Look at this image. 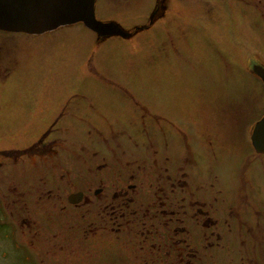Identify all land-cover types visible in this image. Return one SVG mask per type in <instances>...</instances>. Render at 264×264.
<instances>
[{
    "label": "rangeland",
    "instance_id": "374dc122",
    "mask_svg": "<svg viewBox=\"0 0 264 264\" xmlns=\"http://www.w3.org/2000/svg\"><path fill=\"white\" fill-rule=\"evenodd\" d=\"M156 4L157 0L96 1V18L119 25L131 34L129 38L101 37L83 23L39 35L0 30V51L5 48V55L0 53V204L9 205L16 217L32 221L26 238L18 240L16 246L21 245L30 256L41 253L45 264H174L166 253L158 257L160 250H165L163 227H154V231L159 230L154 235L152 224L144 216L145 221L137 224L132 221L129 225V220L122 218L121 226L102 225L99 229L98 225L94 232L88 228L89 235L77 237L78 226L73 224H78L79 211H60L54 203L43 209L47 201H40L39 190L57 188L38 183L37 175L28 173L35 170L37 159L5 157L6 152L33 144L61 113L76 112L80 97L92 98L91 103L104 115L91 117V121L106 138L111 137L112 129H124L127 135L121 141L125 144L93 146L92 142L100 138L91 125L72 118L63 119L61 125L80 131L77 138L92 149L88 163L95 167L108 161L112 172L124 173L122 179H106L104 184L98 178L93 187L104 185L113 190L117 183L119 191H128L132 184L137 188L131 193L135 199L132 207L145 209L158 199L155 192L162 180L148 177V173L143 178L137 175L132 181L127 179L137 170L134 156L145 159L147 152L152 160L147 159V167L158 160L160 168L165 160L156 142L158 151H146L148 144L143 142L148 137L141 132V114L133 115V104L124 99L126 95L137 98L154 115L173 122L184 120L193 131L190 138L203 142V153L213 173L205 178L206 187L200 188L188 171L186 201L195 197L213 203L220 210L218 217L223 225L220 240L210 233V247L204 233L197 243L192 242L196 237H187L184 264H264V154L258 156L251 145L254 126L264 117V85L253 71L256 66H264V0H168L170 14L164 20L157 18L155 24L150 14ZM152 23L155 26L150 28ZM69 101L71 110L65 108ZM87 106L80 105L77 114L88 117ZM155 121L153 132L160 134L161 127ZM130 135L140 141L138 149L129 146ZM158 139L162 144L161 135ZM176 154L174 146L168 155ZM84 164L61 162L74 176L87 170ZM61 172L57 169L53 174ZM79 180L74 178L76 185ZM19 194H23L20 205ZM92 198L96 205L92 206L95 210L90 211V220L97 217L103 203ZM242 198L250 200L248 211L243 209ZM107 199L103 207L112 208L113 199ZM128 200L130 197H125L120 203L125 209ZM3 213L5 222H9ZM70 216L73 226L67 224ZM148 234L154 236L147 239ZM12 247L5 242V250ZM192 248L198 251L197 257Z\"/></svg>",
    "mask_w": 264,
    "mask_h": 264
},
{
    "label": "flooded vegetation",
    "instance_id": "af4514ba",
    "mask_svg": "<svg viewBox=\"0 0 264 264\" xmlns=\"http://www.w3.org/2000/svg\"><path fill=\"white\" fill-rule=\"evenodd\" d=\"M167 2L168 0H157L156 7H153L154 9L150 14V18H153L152 22L155 24L157 18L164 20V17L170 14L166 5ZM160 9H162V11ZM154 23H152L153 25L150 26V28L155 26ZM173 44L175 45L174 42ZM2 49L3 50L0 51V53L1 55H5V48ZM255 76L264 85L262 79L257 75ZM79 99H81V101L80 103L76 104V112L61 113L55 119V121L49 124L48 128L42 132L38 140H36L33 144L22 150H11L10 153H5V157H16L17 161L26 156L37 159L39 164L37 163V165L34 166L35 170L28 173L33 176L37 175V182L40 184L43 183L47 185L50 183V185L53 187L56 186L57 191H53L50 188L39 190V193L42 194L40 201L42 200L43 202L44 199L47 201V203L44 201L45 203L42 204L43 209L52 206L54 203L58 206L57 209L60 211L68 210L71 213L74 211V209L79 211L77 217L78 224H72L76 227L78 226L76 236H81L82 238L85 237V235H89L90 231L94 232L95 229H98V225L99 229L102 225L108 226L113 224V226H121L120 220L122 218L128 219L129 225L132 221L137 224L142 219L145 221V217L148 220V224H152L151 226L153 231L151 233H154V235L156 233L159 234V230L156 229V231H154V227H163V232L165 235L161 236V241L165 243V250L161 249L159 253L160 256L158 255V257H163L164 253H166L167 257L172 256L174 259V264L185 263L186 250L183 246H185L184 243H187V241H189L192 237H196L195 241L192 240V242L197 243L200 240V236L204 233V238L206 242L209 243V247L211 244L210 238L212 237L210 233L213 236H217L220 240L219 237H221V232L219 233V230L221 229L220 225L223 224L221 218L218 217L220 211L219 208H217V206L213 203L206 202L204 198L202 200H198L194 197L195 199L193 198V200H191L190 198L189 202L186 201L187 196L185 194V190L186 188H189L186 177L190 174L188 171L194 174V177H192V182H196L200 188L206 187L208 182L205 181V178H207L210 173H213L209 171L207 160L205 154L203 153V142L198 139L190 138L191 132L193 133V131L189 128L190 125H187V123L181 119L173 122L163 116L152 114L148 111V107L142 106L137 98L133 97L132 95H126L124 97V99L131 101L130 104H133V115L141 114V120H143L144 125L143 131L141 130V132L148 137L147 142H143V144H148L146 145V151H158L155 149L156 145L154 142H156L158 147H161L163 161L165 160L164 164H162V167L160 168L158 167V160H154L153 165L147 167V159L151 160L150 155L147 152H144L146 157L145 159H143L142 156H134V159H136L134 163L137 164V170H134L133 168L132 170H134V173H132V175L129 173L128 177L127 175H124V177H127V179L132 181V179L137 178V175L140 178H143L147 175L148 177L155 176L160 181L162 180V182H160V184L157 186V189L159 187L162 188L160 191L156 189L155 196H158L156 202L153 203L152 201L147 205V207H145V209L144 206L142 208H133L132 204H135V199L134 197L132 198L131 193L133 192L132 190H137V188H134L132 184L129 186L128 191H119V188L116 187L117 183L116 185L114 184L115 186L113 190L109 186L104 187V185H102L103 187L98 188L93 187L95 184H98L96 181L98 178L100 182H103L104 184V180L106 179H118L119 177V179H122L124 173L117 174L112 172L113 167L109 165L108 161H105L101 165L95 167L92 165V162L88 163V160L86 159H88V156L92 154V149L88 144H85L83 140L77 138V133L80 132H78V129L74 130L71 126L62 127L61 121L63 119L67 120L72 118L74 121H78L80 124H88L89 126L91 125L93 128L92 130L97 132L96 137L100 138V140H95L92 142L93 146H95L94 143H105L106 146L116 145L121 147L119 144H125V142H122L121 140H125L123 139V136H126L127 133L124 129H112L111 137L106 138L105 133L96 127L94 122L91 121V117L104 115L103 112H101L100 109H97L91 103L93 102L92 98L82 96ZM82 104L88 105L84 108L89 110V118L84 116L81 117L77 114L78 110L81 108L80 105ZM70 105H72L71 101L67 102L65 108H70L71 110L72 107H70ZM167 117L171 118L170 115ZM263 118L264 117L257 121L251 134L252 148L258 154V156L261 157L264 154V151H259L255 147L253 143V134L257 124ZM147 119H150L149 123L146 122ZM153 120H156L155 124L161 127L160 134L153 132ZM132 122L136 127L137 123L133 118ZM169 127H171L172 130H170ZM79 130H81V127ZM136 130H138L137 127ZM195 134L196 133H194V135ZM160 135L162 144H159L158 137ZM151 137H153V139H151ZM128 139L129 146L133 148L135 147L136 149L140 147V141L134 139L132 135H130ZM174 146L178 154L169 156L168 152L171 148H174ZM94 153L98 154L99 152ZM154 154H156V152H154ZM86 155L87 157L85 158ZM115 157L117 158V156ZM137 157L139 158L140 162H138ZM63 160L73 161L74 163H85L84 165L87 170H82L80 175L75 174V177L72 170H69L68 167H62L61 162ZM117 160L118 162H121L120 159ZM23 163H26V161H23ZM88 164L90 165L87 167L86 165ZM248 165H250V168L253 166L250 160ZM57 169L62 170L61 173H58L60 175H57L56 173L53 174V171H56ZM249 172L250 169L248 173ZM74 178H80V180L85 184H82V182L79 180V183L76 185L77 181L74 182ZM91 178L93 180L95 179V181L90 182ZM135 187L137 186L135 185ZM191 194L192 196H195V193ZM92 196L101 200V203L103 201V203L100 205V209H98L97 217L93 216L92 220H90V211L95 210V208L92 207L95 204V202H93ZM109 197H111L114 201V203L111 205L112 208H108L107 206L103 207V205H105L104 200ZM125 197H130V200L124 203V205L127 207L126 209L122 204H120ZM22 199L23 194H19V205L21 204ZM56 200H58L59 203H56ZM242 200L244 202V211H248L250 208V200L246 201L243 198ZM117 203H119V205H117ZM11 204L12 203H10V205ZM12 205H14V207L17 206V204L14 202ZM8 206L6 204H0V210H2V212H0V264H45V260H41V253H33L34 256H30L29 253H24L21 245L16 246L18 240L26 238V230H28V227H32L33 224L30 219H21L19 215L16 217L15 212L11 211L10 207ZM25 208L28 210L26 203ZM144 211H146L145 214ZM3 212H5L7 218L10 220L9 222H5V215ZM17 212L21 214L20 210ZM241 213L239 214L242 215ZM228 217H230L229 213ZM231 218L238 219L239 217H234V215H232ZM72 221L73 216H70L67 224L73 226L70 224ZM226 223L228 224V220H226ZM88 228L91 230L88 231ZM113 230L115 229L113 228ZM84 232H86V234H82ZM154 235L151 236L148 234L147 239L149 237H153ZM6 241L12 243L14 247L10 248L9 250H5ZM152 241H155V239L152 238ZM213 245L214 244H212V246ZM190 250H192L193 256H198L196 255L198 251H194L193 248ZM6 259L8 260L5 261ZM175 259H177L179 262L177 260L175 261ZM193 264H197V262Z\"/></svg>",
    "mask_w": 264,
    "mask_h": 264
},
{
    "label": "water",
    "instance_id": "95a60500",
    "mask_svg": "<svg viewBox=\"0 0 264 264\" xmlns=\"http://www.w3.org/2000/svg\"><path fill=\"white\" fill-rule=\"evenodd\" d=\"M95 6L96 0H0V30L39 35L83 23L101 37H131L119 25L98 20ZM253 71L264 82V67L256 66ZM253 143L264 151V118L255 128Z\"/></svg>",
    "mask_w": 264,
    "mask_h": 264
},
{
    "label": "bare ground",
    "instance_id": "6f19581e",
    "mask_svg": "<svg viewBox=\"0 0 264 264\" xmlns=\"http://www.w3.org/2000/svg\"><path fill=\"white\" fill-rule=\"evenodd\" d=\"M97 1V0H96ZM61 28V27H60ZM59 29V28H58ZM97 34V33H96Z\"/></svg>",
    "mask_w": 264,
    "mask_h": 264
}]
</instances>
